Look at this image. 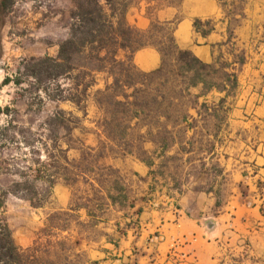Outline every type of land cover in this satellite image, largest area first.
<instances>
[{
  "label": "crops",
  "instance_id": "obj_1",
  "mask_svg": "<svg viewBox=\"0 0 264 264\" xmlns=\"http://www.w3.org/2000/svg\"><path fill=\"white\" fill-rule=\"evenodd\" d=\"M241 5L234 12V0H133L129 25L145 30L151 22L167 23L179 49L215 70L235 73L237 82L234 89L225 79L218 89L191 88L198 98L178 127L183 133L165 148L160 127L134 130L142 136L144 161L122 146L99 160L118 174L103 186L93 175L89 180L105 204L95 216L87 209L82 214L99 221L104 233L83 246L82 264H264V0ZM4 28L5 22L0 45L11 39L2 36ZM131 63L151 73L161 56L147 46L133 53ZM96 78L92 92L110 82L105 74ZM86 104L84 118L93 109L96 127L84 130V138L94 141L91 148L105 143L108 149L102 113L91 97ZM55 192L57 209H63L69 189L59 185Z\"/></svg>",
  "mask_w": 264,
  "mask_h": 264
},
{
  "label": "trees",
  "instance_id": "obj_2",
  "mask_svg": "<svg viewBox=\"0 0 264 264\" xmlns=\"http://www.w3.org/2000/svg\"><path fill=\"white\" fill-rule=\"evenodd\" d=\"M73 3L68 33L64 40L58 42L56 58L24 60L21 69L24 76L32 78L52 101L69 102L82 109L80 105L91 97L102 113L101 126L110 143L111 154H117L114 148L121 146L127 153H132L129 149V134L146 124L161 128L160 142L164 148L167 147L174 134L183 133L178 127L188 117L191 99L198 98V95L191 94V88L202 85L203 89H218L221 79H225L231 89L235 88V73H222L202 63L189 51L179 49L167 23L151 22L145 30L129 25L126 13L133 0H73ZM199 24L198 21L194 23L196 29ZM147 46L156 48L161 56L160 67L151 73L140 72L131 63L133 53ZM119 52L125 53L124 59L117 58ZM98 74H105L110 82L105 80L103 88L90 94ZM61 78L68 81L69 87L65 90H60L61 85L57 84ZM9 82V78H4L2 84ZM12 82L19 85L20 79L16 78ZM43 82L53 84L55 93L49 94L47 87H40ZM82 111L85 114L84 108ZM159 118L164 119L160 126ZM138 150L137 158L144 161V151L141 148ZM103 156L94 154L93 168ZM64 161L67 162L65 157ZM81 162L76 166L78 173L72 174L75 178L83 174ZM98 169L106 170L108 175L116 176L117 173L99 165ZM90 173H93V180L99 186L104 185L100 179L103 175L95 171ZM96 175L99 178H95ZM84 180L85 183L89 182ZM89 185L95 194L98 193L91 182ZM114 188L119 190L117 185ZM24 190L38 195L34 186ZM108 198L114 201L110 195ZM29 200L32 202V199ZM32 205L42 207L41 204ZM81 208L88 207L76 205L74 210ZM88 215L95 216L90 210ZM72 222L80 229L92 228L97 224L93 221L80 222L78 217L68 211L54 212L47 218L43 232L47 237L57 236L62 231L70 232ZM79 245V241L70 244L69 239L64 238L57 242L47 240L43 245L35 241L31 246L21 249L15 244L6 221L0 218V264H79L72 261L79 257L76 252Z\"/></svg>",
  "mask_w": 264,
  "mask_h": 264
},
{
  "label": "rangeland",
  "instance_id": "obj_3",
  "mask_svg": "<svg viewBox=\"0 0 264 264\" xmlns=\"http://www.w3.org/2000/svg\"><path fill=\"white\" fill-rule=\"evenodd\" d=\"M234 1V12H237L242 0ZM73 9V0H4L0 28L5 22L2 36L7 35L11 39L9 44L0 45V218L6 221L15 244L21 249L35 241L41 245L47 240L57 242L64 238H68L70 244L79 241V250L76 251L79 257L72 261L82 264L85 258L81 249L103 235L101 228L96 225L80 229L72 222L70 232L62 231L52 237H47L43 230L47 218L54 212L68 211L80 222H99L86 220L82 214L85 208L78 211L74 208L86 205L92 214L104 208V198L95 194L84 179L89 181L92 178L90 171L103 175L100 179L104 183L115 179L106 170H99L98 165L93 168L92 164L94 154L110 153L109 145L108 149L105 143L91 148L94 141L84 138V130L96 127L91 121L95 117L93 109H87L88 119H85L86 112L84 114L82 109L86 111V103L80 105L82 109L74 110L68 102L48 99L32 78L24 76L21 69L24 60L56 58L58 42L67 36ZM31 54L34 57H30ZM241 61L238 57L237 63ZM4 78H9L10 82L3 85ZM16 78L20 79L19 85L12 82ZM98 81L103 84L102 79ZM57 84L61 85L60 90L69 87L66 78L59 79ZM40 87H47L49 94L55 93L53 84L43 82ZM195 102L191 99L189 105ZM178 138L184 141L182 135ZM128 142L129 149L137 155L138 149H142V136L131 132ZM81 156L84 157L82 162ZM80 162L83 174L75 178L72 174L78 173L76 166ZM59 185L69 189L68 204L60 210L55 203V191ZM31 186L35 187L37 196L24 190ZM31 203L41 204L42 207H34ZM59 225L62 223L59 222Z\"/></svg>",
  "mask_w": 264,
  "mask_h": 264
}]
</instances>
